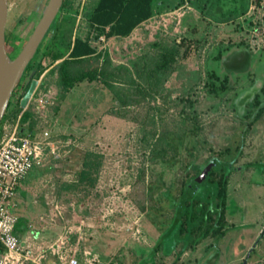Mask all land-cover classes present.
Segmentation results:
<instances>
[{"label":"rangeland","instance_id":"rangeland-1","mask_svg":"<svg viewBox=\"0 0 264 264\" xmlns=\"http://www.w3.org/2000/svg\"><path fill=\"white\" fill-rule=\"evenodd\" d=\"M68 1L71 5L61 7L0 123L1 141L23 111L16 102L28 80L37 79L38 92L51 86L57 90V104L46 115L29 117L50 122L46 127L62 155L48 158L40 166L45 172L28 179L25 202L15 210L26 235L50 242L71 230L72 243L81 237L79 264H204L217 249L222 263L233 262L231 252L242 254L252 238L246 255L256 245L252 256H261L264 108L256 99L264 100V93L242 103L239 99L264 80V0H247L249 8L243 7L245 0H158L153 15L129 35L95 39L97 52L81 65L69 64L68 71L96 69L97 76L65 89L60 64L76 37L92 33L87 13L96 0ZM46 2L8 0L5 37L12 58ZM244 47L251 50L247 73L225 70L220 53L226 57ZM213 73L229 76L231 88L221 96L210 94L209 84L217 77ZM28 121L22 117L24 124ZM85 161L98 166L85 168ZM205 168L217 178L227 175V212L236 211L247 223L215 236L221 199L205 179L197 208L209 204L211 218L202 222L199 234L209 228L207 235L198 240L194 232H177L173 243L164 235L179 197ZM234 197H245L247 203L238 204ZM54 208L59 215L52 218ZM200 216L208 217L206 212ZM57 254L49 253L44 264H61Z\"/></svg>","mask_w":264,"mask_h":264},{"label":"trees","instance_id":"trees-1","mask_svg":"<svg viewBox=\"0 0 264 264\" xmlns=\"http://www.w3.org/2000/svg\"><path fill=\"white\" fill-rule=\"evenodd\" d=\"M157 1L158 0H96L95 3L91 5V8L87 13L88 25L92 33H89L84 37H76L70 49L68 58L64 59V61L60 64V75L64 88L71 89L74 82H81L86 78L93 80L97 76L96 69L93 70L87 68L79 73L68 71L69 64L81 65L87 61L89 56H92L97 52V48L93 45V41L95 39H98L102 35L106 37H123L129 35L137 26L153 15L154 7L157 4ZM67 4L71 5V2L64 0L62 7ZM237 52H239L242 56L246 55V58L236 65H232L229 62V57L226 56L223 58V54L220 53V58L224 59L223 63L225 65V70L232 72H244L248 70L251 60V50L248 47H244L237 49ZM213 75L215 76L216 74L213 73ZM107 84L110 86L108 82ZM209 85L210 94L213 96H221L231 88L227 73L223 79L217 76L216 81L210 83ZM24 87L26 91L28 89V85L26 84ZM245 100L246 98L239 99V101H241L240 103ZM16 103L20 104V100ZM256 104L260 105V98L256 99ZM11 105L12 102L10 100L8 109H10ZM263 107H261V109H263ZM31 114V112L25 111L23 120H27ZM91 154L92 152H88L86 155ZM95 166H98V163L95 164L94 162L89 161L84 162L85 168ZM226 166L228 171H230L232 168L231 164H226ZM205 179H208L217 187V197L221 199L222 209L216 223L219 227L214 228L213 233L215 236H223L225 234L223 227L225 225V217L228 207V178L226 174L220 175L219 178H217L216 173L210 171L209 168H205L201 171L199 176L194 177V179L184 187L179 197V207L180 205L182 207L181 209L178 207L171 227L164 235L166 238L172 239L173 243L174 239L172 236H175L177 232L184 233V235L193 234L194 232L195 234H198V240L207 235L209 228H207L201 236L199 234L202 230V222H207L211 218L210 209L208 208L209 204L207 202L202 203L200 211H198L197 208L199 201L197 194H199L201 187H203L202 184ZM67 185L65 186L66 190L68 188ZM201 212H206L208 217L203 220L200 216ZM196 222H198L197 226H191V223L193 224ZM20 223L21 219L19 220L17 231L20 229ZM164 236H161V241H163L162 238H164Z\"/></svg>","mask_w":264,"mask_h":264},{"label":"built area","instance_id":"built-area-1","mask_svg":"<svg viewBox=\"0 0 264 264\" xmlns=\"http://www.w3.org/2000/svg\"><path fill=\"white\" fill-rule=\"evenodd\" d=\"M38 87L37 83L27 106L0 141V264H44L49 253H58L61 264H79L81 237L72 243L71 230L50 242L21 237L17 231L20 217L15 210L21 183L35 167L46 164L48 158L62 155L48 128L22 131L26 126L22 117L30 104L31 113L41 116L56 104L55 87L39 92ZM56 211H50L52 218L59 215Z\"/></svg>","mask_w":264,"mask_h":264},{"label":"water","instance_id":"water-1","mask_svg":"<svg viewBox=\"0 0 264 264\" xmlns=\"http://www.w3.org/2000/svg\"><path fill=\"white\" fill-rule=\"evenodd\" d=\"M63 1L64 0H47L41 16L34 29L29 34L24 46L19 53L12 58L8 54L5 37L8 0H0V123L8 110L9 102L15 88L59 14ZM37 83V79H33L28 90L21 98L20 104L23 108L27 106ZM22 131L27 132L25 128L22 129ZM181 207L180 205L179 209H181Z\"/></svg>","mask_w":264,"mask_h":264},{"label":"crops","instance_id":"crops-1","mask_svg":"<svg viewBox=\"0 0 264 264\" xmlns=\"http://www.w3.org/2000/svg\"><path fill=\"white\" fill-rule=\"evenodd\" d=\"M243 5V7L244 8H249L250 6H249V2L247 1V0H245V2H244V4H242ZM143 23V22H142ZM69 53H70V49H69ZM224 58V57H223ZM256 88H254V89H248V94H246V95H243V96H241L240 98H246L247 96H250V95H252V91L253 90H255ZM21 101V100H20ZM235 103H236V101H235ZM56 104H57V101H56ZM55 104V105H56ZM54 105V106H55ZM31 115H33L34 116V114H31ZM29 119V124H25L26 126H24L22 129H26L27 131H31V130H39V131H41V130H43L47 125H49L50 124V122L48 121V122H46V125L43 123V121L42 120H38L37 118H35V119H37L36 120V123L31 119V118H28ZM32 120V121H31ZM27 121V120H26ZM33 122V123H32ZM35 123V124H34ZM42 124V125H41ZM29 125H31V126H33V128L32 129H30V127H29ZM45 126V127H44ZM46 128H48V127H46ZM42 172H45V169H43L42 167H40V166H38V167H35L30 173H29V175L27 176V178L21 183V185H20V187H19V189H18V195H17V202H18V205H17V207L19 206V205H22L24 202H25V196H26V194H27V188H28V186H26V184H28L27 182H28V179H29V182H30V177H31V175L33 174V173H35V174H40V173H42ZM241 187V186H240ZM239 187V188H240ZM230 190H231V185H230V183H228V186H227V195H228V198L230 197ZM242 198V197H241ZM234 199H235V201H237V203L238 204H241V205H245V203H247V200H244L245 199V197L244 198H242V199H240V198H237V197H234ZM236 215H238V213L235 211V212H232L231 214H228V212H226V217H225V225H224V227H223V230L225 231V234L223 235V236H226L227 234V232H228V228L229 227H234V228H237V226H243V225H245V223H247L246 221L248 220V219H243V218H241V219H238L239 217H237ZM244 216H245V214H244ZM239 224V225H238ZM26 233H27V231H24V226H22V225H20V229H19V231H18V234L22 237H27V235H26ZM28 234V233H27ZM262 234L264 235V226H263V229H262ZM26 235V236H25ZM251 237V236H250ZM254 242V239L252 238V239H250L247 243H246V245L244 244L243 245V247L244 246H246L247 247V250L252 246V243ZM255 247H256V245H254L252 248H251V250L249 251V253L246 255V252H247V250L245 251V252H243L242 254H238V253H236L235 252V255L234 254H232V252H231V257H233L234 259H235V261H233V262H228V261H226V262H223L222 263V261L220 260V258H221V254H220V250L219 249H217L214 253H213V255L212 256H210L209 258H207V260L204 262V264H238L239 262H238V260L239 259H241V258H243L242 256H244V261L243 262H241V264H264V250H261L262 251V255L261 256H254V258H253V256H252V252H253V250L255 249ZM229 250H230V248H229ZM228 250V251H229ZM252 258V259H251ZM250 259V260H249ZM240 264V263H239Z\"/></svg>","mask_w":264,"mask_h":264},{"label":"flooded vegetation","instance_id":"flooded-vegetation-1","mask_svg":"<svg viewBox=\"0 0 264 264\" xmlns=\"http://www.w3.org/2000/svg\"><path fill=\"white\" fill-rule=\"evenodd\" d=\"M228 57H229V59H230V63L232 64V65H236V64H238V63H240V62H242V60L243 59H245L246 58V55H240L239 54V52H237V50H233V51H231L229 54H228ZM251 61V60H250ZM250 66V65H249ZM248 70H249V68H248ZM244 73H247L246 71H244ZM32 80L33 79H31V80H28L24 85H28V88H29V86H30V84H31V82H32ZM263 80V79H262ZM259 84H261L260 85V87H258L259 86ZM23 85V86H24ZM254 87L256 88L255 89V94H252V95H250V96H247L246 98H251L252 96H253V98H256L257 97V95H261V96H263L262 94L264 93V80H263V82L261 81V82H256V84L254 85ZM17 88V87H16ZM15 88V89H16ZM250 89V88H249ZM28 90V89H27ZM26 90V91H27ZM14 92H15V90H14ZM13 92V93H14ZM26 93V92H25ZM239 97H240V94H239ZM259 97V96H258ZM261 103H263L262 105H261ZM260 105H261V107H263L264 106V100H262V98L260 97ZM264 108V107H263Z\"/></svg>","mask_w":264,"mask_h":264}]
</instances>
